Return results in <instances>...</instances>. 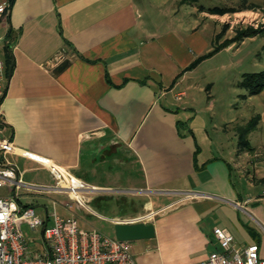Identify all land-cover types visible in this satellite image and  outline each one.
Returning a JSON list of instances; mask_svg holds the SVG:
<instances>
[{
  "label": "crops",
  "instance_id": "0c3cea01",
  "mask_svg": "<svg viewBox=\"0 0 264 264\" xmlns=\"http://www.w3.org/2000/svg\"><path fill=\"white\" fill-rule=\"evenodd\" d=\"M168 1L0 0L10 4L0 25L6 64L0 136L68 169L70 180L83 185L68 194L86 214L114 226L153 223L154 237L131 241L137 264H198L222 250L217 226L234 235L236 247L258 243L264 259V140L254 144L249 136L262 135L264 114L255 115L242 142L240 127L255 116L246 123L229 119L225 127L224 116L208 120L204 108L215 109V81L194 77L208 59L260 34L194 65L214 48L220 24L192 3V22L171 25L170 12L190 3L175 0L181 7L171 11ZM201 17L215 22L209 33ZM259 94L264 90L242 96ZM231 126L240 144L225 156L224 131ZM6 158L21 178L25 163L53 175L36 159L15 152ZM234 163L257 184L256 192L237 188ZM95 202L103 209L115 205L117 213H101Z\"/></svg>",
  "mask_w": 264,
  "mask_h": 264
},
{
  "label": "rangeland",
  "instance_id": "374dc122",
  "mask_svg": "<svg viewBox=\"0 0 264 264\" xmlns=\"http://www.w3.org/2000/svg\"><path fill=\"white\" fill-rule=\"evenodd\" d=\"M176 1L178 2V0ZM177 2H175V0H169L166 5L169 6V9L172 11L175 8L181 7ZM199 2L207 7L218 5L231 9L225 13H212V16L217 19L216 25L220 24V27H218V43L233 38L238 28L251 26L262 31L254 42L248 41L247 44L240 49H237L240 43L236 42L234 48L225 50L223 53L219 54V56L208 59L194 74V77H198L201 82L205 81L208 83L213 80L215 81L210 88L216 99L215 109L214 111H208L206 105L204 108V115L208 120L221 121L224 116V127L229 119L235 120L236 123H246L256 114H264V96L259 94L254 95L251 99H246L242 96L245 90L241 89L238 85L245 72L264 70V6L253 0H199ZM194 5L196 4H185L178 13L170 12L171 16L168 17V19L171 25L175 24V26L178 27L183 23V25L187 27L195 18L190 12L193 7H195ZM197 5L199 6L198 3ZM200 10L207 11L208 14L211 13L208 9L202 10V8H200ZM200 20L202 22L203 31L209 33L212 26L215 25V22L203 17H201ZM206 21L212 22L213 24L210 23L211 26L208 27ZM4 50V42L2 41L0 42L1 57L4 55ZM222 64H224V67L221 66ZM201 95L203 101L206 103L208 99L206 92H201ZM261 124L264 127V120ZM231 125H234V123ZM263 135L264 132L262 131L261 135L260 131L253 132L249 136L252 142L257 144L264 140ZM239 144L240 139L238 133L234 130L233 126L228 127L227 130L224 131V155L230 156L229 151L236 148L238 149ZM261 152H264V146ZM31 166V163L20 165V168L23 170L22 178L26 183L34 182L45 185L57 183L55 176L46 169L32 168ZM253 170L252 168V173H254ZM263 174L264 171L260 173V175ZM65 176L66 178L68 177V183L63 181L61 185L63 187H68L71 181L69 179L70 176L67 172ZM233 180L237 188L244 194L256 192L259 188L255 187L257 186L256 183H253L252 186L250 185L248 175L243 174L235 163ZM7 193H11L12 195L16 193L18 195L17 198H19L23 204L33 205L36 212L41 216L46 215V207L50 212L56 209V211L65 218L72 216V212H74V216L82 227L87 229L96 228L107 235H115V226L110 221L96 214H86L83 212V210L78 207L77 202L68 194V190L65 191V189H63L62 191H55L22 185L15 191V189L6 186L0 187V196L6 195ZM86 194L93 195L94 191ZM105 199L109 200L110 196ZM54 200L57 202L56 207L54 206ZM99 200L103 201L104 199L100 198ZM66 202L71 203V205L66 204ZM103 206L104 205H97L96 202L93 204V207L101 213L109 216L117 213V207L115 205L111 209H103ZM23 227L30 241L32 243L37 242L35 246H40V243H43L41 229L33 230L26 222H23Z\"/></svg>",
  "mask_w": 264,
  "mask_h": 264
},
{
  "label": "built area",
  "instance_id": "2783aa9c",
  "mask_svg": "<svg viewBox=\"0 0 264 264\" xmlns=\"http://www.w3.org/2000/svg\"><path fill=\"white\" fill-rule=\"evenodd\" d=\"M9 10V3H0V25L8 17ZM5 67V61L0 59V101L5 93ZM8 152L46 164L57 180L56 185L24 182L18 168L6 160ZM65 171L68 172V169L0 136V187L6 186L15 191L22 185L55 191L81 189V183L74 185L75 188L61 185ZM17 197L16 193L0 196V264H137L130 240L107 235L96 228H84L76 218H65L56 209L50 212L46 207L47 215L41 216L33 205H22ZM56 204L54 200L55 207ZM23 222L33 230L41 229V246H35L36 242L30 241ZM214 233L222 250L211 252L198 264H264L258 243L236 247L235 237L230 231L217 226Z\"/></svg>",
  "mask_w": 264,
  "mask_h": 264
},
{
  "label": "trees",
  "instance_id": "16d2710c",
  "mask_svg": "<svg viewBox=\"0 0 264 264\" xmlns=\"http://www.w3.org/2000/svg\"><path fill=\"white\" fill-rule=\"evenodd\" d=\"M181 2L182 3H198L200 8H202V10L208 9L211 13H225L231 10L229 7H221L218 5L207 7L204 4L200 3L199 0H181ZM261 32L262 31L260 29H257L251 26L238 28L236 30V35L233 38L227 39L222 43L217 42V38H219V35H217L214 48L210 52L196 59L194 61V65L197 64L202 59L210 55H213L214 53L219 51L221 48L229 45L230 43L234 41H240L246 37L260 34ZM238 84L240 87L244 88L250 94L261 93L264 90V70L244 73L243 77L241 78ZM257 120H258V116H255L248 123L240 127V134H241L242 142H245L246 133L249 132L253 128Z\"/></svg>",
  "mask_w": 264,
  "mask_h": 264
},
{
  "label": "water",
  "instance_id": "95a60500",
  "mask_svg": "<svg viewBox=\"0 0 264 264\" xmlns=\"http://www.w3.org/2000/svg\"><path fill=\"white\" fill-rule=\"evenodd\" d=\"M69 63V59L62 62L61 68ZM156 234L155 226L151 222H118L115 224V235L122 240H136L151 238Z\"/></svg>",
  "mask_w": 264,
  "mask_h": 264
},
{
  "label": "bare ground",
  "instance_id": "6f19581e",
  "mask_svg": "<svg viewBox=\"0 0 264 264\" xmlns=\"http://www.w3.org/2000/svg\"><path fill=\"white\" fill-rule=\"evenodd\" d=\"M66 172H67V171H65V173H66ZM67 173H68V172H67ZM68 175H69L70 178H71V175H70L69 173H68ZM64 176H65V175H64ZM64 176H63V180H64L65 182L68 183V177L66 178V176H65V177H64ZM70 178H69V179H70ZM70 184H71L72 186H74V185H79L78 183L75 182L74 179L70 181Z\"/></svg>",
  "mask_w": 264,
  "mask_h": 264
}]
</instances>
